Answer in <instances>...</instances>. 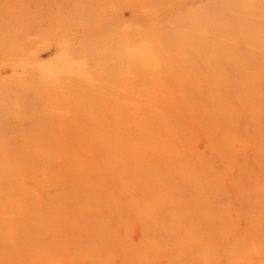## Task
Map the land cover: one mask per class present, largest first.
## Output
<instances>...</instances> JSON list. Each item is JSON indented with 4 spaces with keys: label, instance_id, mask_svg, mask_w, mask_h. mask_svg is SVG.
I'll use <instances>...</instances> for the list:
<instances>
[{
    "label": "rangeland",
    "instance_id": "rangeland-1",
    "mask_svg": "<svg viewBox=\"0 0 264 264\" xmlns=\"http://www.w3.org/2000/svg\"><path fill=\"white\" fill-rule=\"evenodd\" d=\"M0 264H264V0H0Z\"/></svg>",
    "mask_w": 264,
    "mask_h": 264
},
{
    "label": "bare ground",
    "instance_id": "bare-ground-1",
    "mask_svg": "<svg viewBox=\"0 0 264 264\" xmlns=\"http://www.w3.org/2000/svg\"><path fill=\"white\" fill-rule=\"evenodd\" d=\"M256 70V69H255Z\"/></svg>",
    "mask_w": 264,
    "mask_h": 264
}]
</instances>
